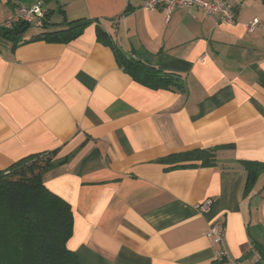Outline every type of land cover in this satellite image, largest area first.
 <instances>
[{
  "label": "crops",
  "instance_id": "crops-1",
  "mask_svg": "<svg viewBox=\"0 0 264 264\" xmlns=\"http://www.w3.org/2000/svg\"><path fill=\"white\" fill-rule=\"evenodd\" d=\"M226 1L229 26L142 0H0V25L37 3L58 27L86 24L68 43L31 41L43 28L0 43V169L57 152L44 182L72 206L82 264H220L215 223L232 260H264V0ZM118 51L180 79L150 88ZM195 148L217 149L218 164L167 158Z\"/></svg>",
  "mask_w": 264,
  "mask_h": 264
},
{
  "label": "trees",
  "instance_id": "trees-1",
  "mask_svg": "<svg viewBox=\"0 0 264 264\" xmlns=\"http://www.w3.org/2000/svg\"><path fill=\"white\" fill-rule=\"evenodd\" d=\"M46 15L41 27L44 31L31 41L68 43L79 37L86 25L75 20L58 27ZM31 26L25 22L12 27L0 25V43L11 42L15 49ZM97 35L108 42V33L101 26L97 27ZM118 60L134 79L150 88H169L180 79L179 74L164 72L121 51ZM216 150L195 148L167 158L172 163H187L184 166H213L218 164ZM56 153H33L0 169V264H82L78 254L68 247L74 230L72 206L44 182L46 172L56 164ZM255 175V170L248 169V184Z\"/></svg>",
  "mask_w": 264,
  "mask_h": 264
},
{
  "label": "built area",
  "instance_id": "built-area-1",
  "mask_svg": "<svg viewBox=\"0 0 264 264\" xmlns=\"http://www.w3.org/2000/svg\"><path fill=\"white\" fill-rule=\"evenodd\" d=\"M159 7H164L168 13L178 8H186L192 10L194 8L203 10L208 15L218 18L219 23L223 25H233L237 21L236 9L230 5L226 0H142V9L146 11H154ZM45 19L42 3H37L31 7L18 6L14 12L2 24L4 27H12L17 22H25L41 28ZM259 25L257 18L252 19L246 25L248 32L252 33ZM212 200L199 205V210H207L212 205ZM224 226L220 223L212 225L208 231L214 237V242L219 245L216 252V260L220 264H242L241 262L232 260L225 247V233ZM251 264H264V260H256Z\"/></svg>",
  "mask_w": 264,
  "mask_h": 264
},
{
  "label": "rangeland",
  "instance_id": "rangeland-1",
  "mask_svg": "<svg viewBox=\"0 0 264 264\" xmlns=\"http://www.w3.org/2000/svg\"><path fill=\"white\" fill-rule=\"evenodd\" d=\"M36 29H41V28H37L35 26H31L28 30L29 33H34L36 31Z\"/></svg>",
  "mask_w": 264,
  "mask_h": 264
}]
</instances>
